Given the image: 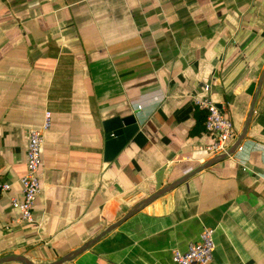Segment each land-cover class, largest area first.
<instances>
[{
	"label": "crops",
	"instance_id": "crops-1",
	"mask_svg": "<svg viewBox=\"0 0 264 264\" xmlns=\"http://www.w3.org/2000/svg\"><path fill=\"white\" fill-rule=\"evenodd\" d=\"M263 69L264 0H0V257L55 261L208 160L195 99L225 112L232 144ZM47 111L33 223L15 224L9 197L22 200L28 132ZM128 115L139 130L105 162L104 125ZM204 228L210 264H264V79L232 156L65 264H173Z\"/></svg>",
	"mask_w": 264,
	"mask_h": 264
},
{
	"label": "built area",
	"instance_id": "built-area-1",
	"mask_svg": "<svg viewBox=\"0 0 264 264\" xmlns=\"http://www.w3.org/2000/svg\"><path fill=\"white\" fill-rule=\"evenodd\" d=\"M209 90L208 86L204 87ZM195 107L205 112L204 129L210 136L209 143L203 148L205 158H211L225 153L234 138V126L224 111L212 101L210 97L195 99ZM50 112H45L44 121L40 128L28 132L25 173L19 178L22 200L10 196V207L17 216L12 223H33V209L35 201L41 192L42 174V145L43 133L49 127ZM11 185L0 182V196L10 193ZM5 228H8L6 226ZM213 229L204 228L197 242L190 243L186 250L174 249L171 254L173 264H210L215 251Z\"/></svg>",
	"mask_w": 264,
	"mask_h": 264
},
{
	"label": "water",
	"instance_id": "water-1",
	"mask_svg": "<svg viewBox=\"0 0 264 264\" xmlns=\"http://www.w3.org/2000/svg\"><path fill=\"white\" fill-rule=\"evenodd\" d=\"M264 79V69L262 70V73L260 75L256 93L253 96L250 109L248 112L247 119L245 121L244 127L241 131V133L237 136L235 141L228 147L225 153H222L220 155H216L214 157L209 158L204 163L198 165L195 168H192L189 172L181 176L180 178H177L175 180H172L167 185L163 186L162 188L158 189L153 194L149 195L142 201H140L138 204L134 205L132 208H130L125 215L122 216L121 219L118 221L112 223L109 225L104 231H102L99 235L94 237L93 239L86 242L83 246L79 247L78 249L67 253L66 255L60 257L59 259L49 262V263H34L24 257L23 255H8L4 257H0V264H6V263H18V264H65L72 262L76 257L81 255L82 253L89 250L94 244H96L101 238H103L105 235L119 227L122 223H124L126 220L143 210L145 207L150 205L155 200L165 196L166 194L172 192L179 186L185 184L191 177L194 175L205 171L209 169L210 167L223 162L226 158L232 156L243 139L245 138L247 128L250 123L251 116L253 114V107L255 100L258 96V93L260 92L262 83ZM219 108V107H218ZM105 134H106V140H105V155L104 160L105 162H110L113 160L117 154L123 149V147L135 136V134L138 132L139 127L136 122V119L133 115H128L122 118H114L112 120H109L105 123Z\"/></svg>",
	"mask_w": 264,
	"mask_h": 264
},
{
	"label": "trees",
	"instance_id": "trees-1",
	"mask_svg": "<svg viewBox=\"0 0 264 264\" xmlns=\"http://www.w3.org/2000/svg\"><path fill=\"white\" fill-rule=\"evenodd\" d=\"M195 109H196L197 111H202V112H204L203 110L198 109L197 107H195ZM204 113H205V112H204ZM205 117H206V114H205L204 118L198 120V127H197L198 129H201V128H199L201 124L203 125V128H204ZM185 165H186V164H185ZM182 166L184 167V165H182ZM190 169H191V166H190V165H188L186 168H183V175L186 174L187 172H189ZM183 175H180L179 178H180L181 176H183Z\"/></svg>",
	"mask_w": 264,
	"mask_h": 264
}]
</instances>
